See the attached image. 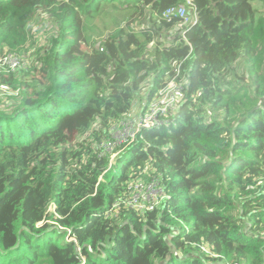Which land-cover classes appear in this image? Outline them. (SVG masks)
I'll return each instance as SVG.
<instances>
[{
	"label": "trees",
	"instance_id": "1",
	"mask_svg": "<svg viewBox=\"0 0 264 264\" xmlns=\"http://www.w3.org/2000/svg\"><path fill=\"white\" fill-rule=\"evenodd\" d=\"M191 3L189 24L165 14L187 0H0V57L23 61L0 66V264H264V0ZM171 79L176 114L109 167L92 144ZM147 162L165 207L105 215Z\"/></svg>",
	"mask_w": 264,
	"mask_h": 264
},
{
	"label": "built area",
	"instance_id": "2",
	"mask_svg": "<svg viewBox=\"0 0 264 264\" xmlns=\"http://www.w3.org/2000/svg\"><path fill=\"white\" fill-rule=\"evenodd\" d=\"M192 5L191 0H187ZM194 11V9H193ZM166 15L177 14L185 22H190L185 6L169 8ZM195 19V13L193 15ZM195 21V20H194ZM0 66L7 72H16L23 67L22 58L12 53H3L0 57ZM2 89H6L2 86ZM183 98V85L171 79L159 88L151 99L143 105L137 116L126 117L112 121L107 129V136L97 143H93L91 150L98 158H107L109 167L115 158L131 143L142 129L159 127L168 121L171 114H176ZM135 177L126 182L123 191L116 197L105 215L117 214L121 210H132L137 213L153 211L165 207L169 194L162 183V174L147 162L142 170L134 172ZM264 194V190L262 191Z\"/></svg>",
	"mask_w": 264,
	"mask_h": 264
},
{
	"label": "rangeland",
	"instance_id": "3",
	"mask_svg": "<svg viewBox=\"0 0 264 264\" xmlns=\"http://www.w3.org/2000/svg\"><path fill=\"white\" fill-rule=\"evenodd\" d=\"M111 18L114 20H118L120 22L123 23V12H118V11H113L111 12ZM192 21H194V17L191 18V21L189 22L192 23ZM31 27V32L38 38V43L31 47L30 51L27 53L28 54V64H30L35 57L34 54V50L36 47H38L39 45L43 44V42H45V37H48L49 35H51L53 32L52 30L54 29V24L52 22V20H50L48 18V16L46 14H44L41 9H38L35 13V18L32 21V23L30 24ZM175 34L178 35L179 34V28H176L175 30H171L168 32H164L163 34H161L160 38H165L167 37L168 34ZM150 79H147L141 86L139 94L141 95L144 92H146L148 90V87H150ZM13 93H11L10 91H8L7 89H1L0 88V109L3 108H7L8 106H10V102H12V100L10 101V99H8V97H11ZM145 94V93H144ZM143 98L140 99L139 96L136 97L134 102V108H133V114H131L132 117L137 116L139 114V112L141 111V108L144 105L143 102ZM11 109V107L8 109L7 112H9ZM130 116V117H131ZM54 206H49L48 211L49 212H53ZM249 228V223L245 222V228ZM67 240H71L70 238H68ZM206 248V247H205ZM207 249V248H206ZM207 252L209 253L208 249Z\"/></svg>",
	"mask_w": 264,
	"mask_h": 264
},
{
	"label": "clouds",
	"instance_id": "4",
	"mask_svg": "<svg viewBox=\"0 0 264 264\" xmlns=\"http://www.w3.org/2000/svg\"><path fill=\"white\" fill-rule=\"evenodd\" d=\"M193 8H194V7L191 6V10H189V11H188V9L186 8V9H187V16L189 15V13L192 11ZM192 17H193V15L190 17V19H191ZM50 206H51V205H50ZM52 206H54V205H52Z\"/></svg>",
	"mask_w": 264,
	"mask_h": 264
}]
</instances>
